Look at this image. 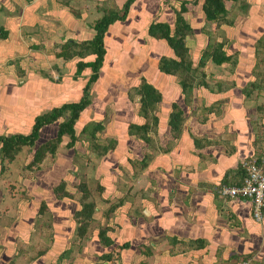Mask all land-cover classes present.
<instances>
[{
    "label": "crops",
    "instance_id": "0c3cea01",
    "mask_svg": "<svg viewBox=\"0 0 264 264\" xmlns=\"http://www.w3.org/2000/svg\"><path fill=\"white\" fill-rule=\"evenodd\" d=\"M9 1L0 0V4ZM126 1L49 0L50 6L45 4L47 10H50L51 14H66L65 21L68 25L67 35L62 36L61 33L56 35L60 38L57 37L55 40L54 50H60L61 46L70 39L84 41L94 37L96 33L94 28L89 27L88 24L84 25L83 22L88 14H95L93 8L98 13L96 14L98 19L101 16L98 5L122 8ZM184 1L189 3L186 4L188 10L183 15L192 27L186 44L194 59V66H197L208 40L202 31L205 25L204 0H198L196 4L191 2L193 0H136L130 8L127 19L111 25L105 36L107 54L104 66L100 78L91 91L92 103L81 111L75 122L76 143L70 146L68 135H64L61 141L75 150L81 142L79 139L81 130L89 122H100L101 131L104 129L107 135L118 127L122 134L125 132L129 137L121 140L114 136L116 145L108 153L114 158V162L121 163L125 158L127 160L126 156L129 153L127 147L131 143L140 144L147 149L143 156H138V160H135L133 165L136 163L135 173L141 171L136 178L140 177L144 180L143 176L149 177L148 173L151 170L156 173L157 188H150L152 182L148 183L147 194L150 196L146 198V206L151 216L156 220L159 217L163 220L161 222L159 220L162 224L157 226L158 221L148 227H145L149 224L146 221H140L138 226L127 224L126 226L129 227L123 226V229L118 227L119 230L122 229L121 231L108 224L112 226L111 236L115 241V244L108 248L119 249L121 244L130 243L129 247L118 250L119 264L120 262L132 264L131 262L136 259H138L137 264H145L147 261L153 264L148 258L153 259L155 255H157L156 260L159 261L157 264H243L246 261L247 264H264V219L262 221L255 219L251 200L231 198L221 193L224 185L235 186L243 183L246 175L243 163L255 161L264 152V97L262 108L259 109L256 102H261L257 101V93L261 91L253 90L249 98L244 93V88L256 81L253 71L257 59V44L264 39V0H247L246 11L238 12L242 14L241 17L235 19L233 25L222 26L227 39L225 50L230 55L238 54V63L235 67L230 66L231 68L227 69L229 72L226 73L225 67L231 63L217 65L210 61L212 66L213 64L217 66L215 75L211 77L214 81L211 82L206 78L208 87H195L193 103L189 106L184 102L185 95L177 77L163 73L158 68L162 56L176 57L174 50L164 39L149 35V27L153 21L166 22L173 27L177 11L181 9ZM226 4L230 9L229 6L234 2L226 1ZM2 11L4 9L0 7V12ZM72 14H81L83 18L78 20ZM2 15L4 14L0 16ZM12 15L13 13L6 14V23L0 22V33L6 32V36L2 39L10 40L8 37L11 33L16 34L17 29L18 39L22 44L25 39L20 41L22 33L20 27L18 29L19 25L11 27ZM24 27H27V24ZM111 38L114 41H111ZM3 40H0V53L4 50L1 44ZM140 44H143V48H139ZM27 48L39 50L43 49L44 45L30 43L27 44ZM138 49L140 52L134 53ZM110 50H114V55L113 59L109 60ZM55 57H57L56 52ZM123 58H125L124 62ZM24 59L20 60V57L13 59V56H9L6 60L7 68H1L0 72L3 74L0 75V87L3 88L4 94L11 90L19 92L22 86V90L27 92L31 88L26 86L28 85L26 79H29V83L36 84L34 91L37 93L40 92L37 84L50 80L58 90L51 98L54 103L49 104L46 111L81 99L91 69L86 68L78 79H74L76 72L71 69L70 73L63 75L62 78L51 80L36 74L27 75L23 65L26 63ZM61 59L66 67L71 64L72 68H76L75 59ZM92 59L91 56L87 58V60ZM2 61L3 59L0 60V65H3ZM6 72L9 73L8 77H4ZM143 78L154 84L163 96L155 112L158 123L155 132H150L153 138L150 144L127 133V126L130 123L140 125L145 122V119L138 115L141 95L135 94L133 98L129 96L132 88L138 86ZM20 81H23V85ZM1 101L0 97V105ZM176 101L183 106L185 116L179 137L173 135L168 124L172 103ZM193 111L195 114L192 113ZM39 112L40 107L37 106H32L28 111L27 116L22 120V134L30 132L34 118L42 114ZM103 122L105 125H102ZM78 127L80 129L76 132ZM67 138L69 142L66 141ZM196 140L199 144H196ZM58 150L56 161L50 167L30 168L32 153L31 160L24 164L20 163L19 167L15 166L16 159H14L12 162L7 161L6 164L4 162L2 171L1 163L0 264H43L45 261L43 259L50 257L49 255L51 257L55 255L56 260L66 258L67 255L61 256L64 250L60 253L54 248L75 231V210L72 208V215L69 216L67 205L63 209L64 203L56 204L60 199L55 183L52 192L57 201H50L51 199L44 198L46 195L43 196V184L49 176L54 177L55 181L58 177L59 181L63 179L73 185L71 182L73 175L69 169L73 167L74 154L65 157ZM146 156V166L143 167L141 164L138 166V162L144 160ZM104 162H101L97 176L103 174ZM18 168L20 173L16 178L14 174ZM161 168L164 170L160 173L158 169ZM188 168L190 169L187 171ZM34 169L36 171H33ZM161 174L164 175L159 178ZM98 178L103 180L100 176ZM152 185H155V182ZM105 190H108V187ZM142 193L140 192L141 197H143ZM153 198H156L157 205L154 204L156 201ZM49 212L53 213L51 232L58 234L54 236L51 246L42 248L38 245L42 240L39 230L45 227L46 222L42 220V216L41 219L38 216L47 215ZM96 218L98 217L94 218L95 221ZM123 218L120 223L124 222ZM95 221L94 223L98 225H104L98 220ZM47 226L49 227V224ZM98 230L100 231V226H97L92 236L95 242L99 240ZM160 230L164 231L163 242L149 244L144 241L147 235L148 237L160 235ZM64 233H67L65 237ZM197 239L205 240V246L191 248L190 243ZM83 252L86 253L85 250ZM55 262L49 260L48 264Z\"/></svg>",
    "mask_w": 264,
    "mask_h": 264
},
{
    "label": "rangeland",
    "instance_id": "374dc122",
    "mask_svg": "<svg viewBox=\"0 0 264 264\" xmlns=\"http://www.w3.org/2000/svg\"><path fill=\"white\" fill-rule=\"evenodd\" d=\"M246 1L247 0H242L239 4L238 3L231 4L229 6L230 11L234 13L233 19L236 16L237 18L235 19L237 20L238 17H241L242 15L241 13L239 14L236 12L246 11L248 7ZM48 3H50L49 0H10L9 2L2 3L3 5L0 4V7L4 9V11L0 12V15L4 14L0 16V22L6 23V19H7L6 14L13 13L12 15L13 18L11 20V27L19 25L18 29L20 27V31L22 33L20 34V39H21L20 41H23L22 39H25V41L22 44H20L18 39L19 34L17 33L18 32L17 29L15 30L16 34L9 33L10 36L8 38H10V40L8 41L3 40L2 39L3 37L0 36L1 37L0 40H3L1 44L3 45L4 48L2 53H0L1 54L0 60L3 59L2 61L3 65H0V70L2 67L7 68L6 60L9 56L10 57L13 56V59L15 57H20V60L21 58L23 59L25 58L24 61L26 63H23V65L26 68L27 75L36 74L39 77L42 76L44 78L48 77L51 80H58L62 78L63 75L67 73L69 74L71 69H73V71L76 72L75 71L76 68L75 67L72 68L71 64H69V66L66 67L64 65V61L61 58L55 57V52L57 54L58 53L57 51H60L57 49H56L57 51L54 50V42L58 37L56 35L58 33H61L62 36L67 35L68 25L66 24L65 21L66 14H51L50 10H47L46 8V5H49ZM63 3L65 4V2ZM93 11L95 12V14H88L86 19L83 20V22L85 23L84 25L88 24L89 27L91 28L93 27V24L96 21L97 18L96 14H98L95 11V8H93ZM73 16L78 20L83 18L81 14H74ZM25 24H27V27H24ZM5 27L8 28L7 26ZM40 27L42 28V30H40ZM58 38H60V36ZM75 41L81 42L80 39H77ZM111 41H114V39L111 38ZM133 42L137 44L135 41ZM30 43L43 44L44 48L39 50L38 49L29 50L27 48V44ZM262 44H264V41H262ZM108 45H110V43ZM139 48H143V44H140ZM138 52H140V49L136 50V52L134 53H138ZM113 55H114V50H110L109 60L111 58L113 59ZM91 57L94 58V56ZM75 60L78 61L79 59L76 58ZM124 61L125 58H123V62ZM257 61L258 59H256L255 64H257ZM75 63L76 62L74 61V64ZM230 66L232 65L229 66L226 65L225 67L226 73L229 72L227 69H230L231 68ZM255 67L256 65H254V68ZM203 70L206 74L205 78L209 79L211 82L214 81L212 80L211 77L215 75L217 66L214 64L212 66L211 63H208L203 68ZM253 72L256 73V71ZM1 74H3V72H0V75ZM198 74L200 73L198 72ZM8 76L9 73L6 72L4 77H8ZM26 81L28 83V85L26 86H30L31 88L28 89L27 92H24V90H22L23 87L22 86L19 92L18 91L14 92L11 90L7 94H4L3 88L0 87V97L2 100L1 101L2 104L0 105V134L2 135L10 136L13 134H21V132H23V127L21 125L22 120L27 116L28 111H30L32 106L40 107L39 113H44L46 112V109L49 108L48 107L49 104L54 103V100H52L51 98L52 96L56 95L57 93L56 90L58 89L54 87L53 82L47 80L41 82V84L38 83L37 85L39 86V90L41 93L40 92L35 93L36 91H34L35 88L34 86H36V84L34 82L29 83L30 82L29 79H26ZM20 82L22 83L23 81ZM34 96L36 98H34ZM259 104L262 105V100L261 102H259ZM101 111H103V109ZM61 120H63V118H59L56 121V123L54 122L55 124L53 123L46 125L42 130H40L39 139L35 142V146H24L22 148L21 152H19L18 155L15 156L16 167H19L20 163L24 164L25 162L30 161L31 157L33 156V155L31 156V153L33 154L34 153L33 151L38 146H40L42 143L46 142L47 140L55 137L57 131L56 130L57 125ZM106 120L107 119H104V121ZM104 123L105 122H103L102 125ZM116 128H117L116 130L109 132L108 135L106 134L104 129L102 131L100 129L95 132V137L93 138L90 135L91 129L93 131V126H91L90 124L87 125V132L82 133L80 135L79 139L81 142L78 143V147L75 148V150L74 148L67 146V143L61 141V144L62 143L63 144L61 146L59 145L60 147L58 151L63 155H65V157L74 154L73 167L69 169V172L73 175V178L71 179L73 185L69 184L68 181H66L64 185L63 193H62V189H59L58 191L59 193L58 199L60 200L57 201L55 195L52 192V187L54 186L55 183V185H57L55 187L56 189L58 185L63 181V179L59 181L57 177L55 181L54 177L49 176L48 177L49 179L45 180L43 184V188H44L43 196L46 195L44 198L48 200L51 199L50 201L53 202L57 201L56 204H58V202L64 203L65 205L63 206V209H65V206L67 205L69 209V216L72 215V208H74L73 210H75V214H76L78 210L83 208L84 206L83 204L85 201L93 202L95 204L94 206L95 211L93 217L95 218L97 216L98 219L97 218L96 219L98 220V222L103 223L104 225L101 224L98 225L97 223H93L87 233L88 237L80 238L77 234L79 228L78 226L80 222L76 218V215H74V219L76 220L75 221L76 227H74L75 231L69 235H67V233H64V237L67 235V237H65L66 239H64V241H62L61 243L55 245L54 248L55 251H59L60 253L64 250L61 256L67 250L68 254L66 258H64V260L57 258L56 260L55 255H52V257L51 255H49L50 257L43 259L45 260L43 261V264H48L49 260H52L53 262L56 261L55 264H118L119 259L117 261L116 260L104 261V259L101 257L102 254L109 252L110 248L104 247L101 244L100 239L97 242L93 241L92 236H94L95 229H97V226L98 227L100 226V228L102 227L110 228L109 235L111 236L112 226L115 229H117L118 227H121L123 229V226H126L127 224H132V225L136 224V226H138L140 221L141 222L146 221L149 223L145 227H148L149 225L152 224L155 225L157 221L158 223L156 224V226L158 224H162L160 222L163 219L159 217V219L156 220L153 216H151V213L148 211L146 206L147 204L146 198H149L150 196L147 194L149 190L147 189L149 187L148 183L155 182V185H152L151 183L150 188H155V189L157 188L156 186L158 182H156V180H158V178L155 177L156 173L151 170L148 173L149 177L143 176L145 177L144 180L140 179V177L136 178V176L138 177L139 174H141V171L138 170L139 172L135 173L136 170L134 169L135 167L133 165L135 160H138V156H143L147 149H145V147H143L140 144L137 145L135 143V145H133L131 143L127 147V151L129 152L126 156L127 160L124 157L125 159L122 158L123 161L121 163L114 162L113 160L114 158L110 156V154H108L109 150L113 149L116 145V141L114 140L116 138H114V136L120 138L121 140L129 138L127 137L125 132L122 134V132L119 130L120 128L118 127ZM79 129L80 128L78 127L76 132H78ZM68 138L66 139V141L68 140ZM126 143H128V141H126ZM105 148H107L108 150H106ZM58 154L56 151V153L53 154V156L49 155L44 160L42 165L38 167V169L44 168L45 166L47 167L52 166L55 163L54 161H56ZM0 160H1V151H0ZM7 161L9 160L5 159L4 161L5 164ZM102 161H105L103 163V166H105V168L102 170L103 174L97 176L96 173L97 170H99L98 168ZM187 162L188 161H186V163ZM0 167H1V162H0ZM189 169L190 168H188L187 171ZM19 170L20 168H18V171L15 172L14 174L16 178L20 173ZM163 170L164 169L162 168L158 169L160 173ZM33 171L36 170L34 169ZM163 175L164 174L159 175V178L162 177ZM99 176L103 180L98 178ZM84 187L87 188L88 193H84L83 190ZM107 187L108 190H105L107 189ZM140 192H143L142 193L143 197H141ZM155 199L156 198H153L154 201H156ZM154 204L157 205L158 204L157 201L154 202ZM112 205H114L116 209L113 213L110 214L108 212H109V208H111ZM41 216H42V220H44L47 225L49 224V227L46 226L44 228H40L39 230L40 232L39 234L41 235L42 240H40L38 245L39 246L41 245L43 248L46 246H51L52 241H54L53 240L54 236H56L58 233L51 232L50 226L53 220V213L49 212L47 215L43 214V215H39L38 217L41 219ZM124 216L126 217L123 218ZM122 218L124 222L120 223ZM97 220L95 222H97ZM108 224H112V226ZM127 230L128 229H126V231ZM159 234L160 235H154V236L149 235V237L147 235V238H145L144 241L149 242V244L152 243L160 244L161 242H163L162 236L164 235V231L160 230ZM98 236H99V232H98ZM114 247L116 248L117 245H115ZM119 249H113V251H115V253L113 252L115 257L117 256V252L120 254V251H118ZM84 250L86 253L83 252ZM156 256L157 255L153 256V259H151V257L148 258L149 261H151V263L153 264H157L159 261L158 259L156 260L157 258ZM137 262L138 259L133 260L131 263L137 264ZM120 263L122 264V262ZM247 263L248 262L246 261L243 264H247ZM145 264H150V263L147 261Z\"/></svg>",
    "mask_w": 264,
    "mask_h": 264
},
{
    "label": "trees",
    "instance_id": "16d2710c",
    "mask_svg": "<svg viewBox=\"0 0 264 264\" xmlns=\"http://www.w3.org/2000/svg\"><path fill=\"white\" fill-rule=\"evenodd\" d=\"M135 1L136 0H127L122 8H116L105 4L101 6L98 5L97 8L99 13H101V16L94 22L93 28L96 31L94 37L81 42L70 39L61 46L60 51L56 54L57 57L65 60L79 59L76 63L74 79H78L86 68L91 69L90 75L83 88V95L77 102L65 103L37 115L34 118L32 128L28 134L21 133L10 136L0 134L2 171L4 170L3 164L5 159L12 162L24 146H35V142L39 139L41 128L54 123L59 118H63V120L57 125L55 137L42 143L33 151V159L29 164V167L38 168L49 155L53 156L58 150L64 135L70 137V146L76 143L75 122L81 111L92 103L91 91L93 85L100 78L104 66V60L107 54L105 36L111 25L127 19L130 8ZM226 1L239 4L242 0H204L203 10L205 13V25L202 27V31L207 36L208 40L201 56L199 57L197 66H194V59L192 58L190 49L186 44L187 36L192 32L191 25L183 15V13L188 10L186 4L189 3V1H184L181 5V9L177 11L173 27L169 23L159 21H153L150 24L149 35L157 37L158 39H164L174 50L176 57L162 56L159 60L158 68L163 73L177 77L185 95L184 102L187 106L192 105L193 103V92L195 87L209 86V83L206 82V74L203 68L210 61L217 65L231 63L233 67L238 63V54L230 55L225 50L227 39L222 26L233 25L236 18L235 16L233 19L234 13L228 9ZM191 2L196 4L198 3V0H193ZM0 36L5 37L6 32L2 31ZM262 41H264V39H261L256 47V56L258 59L256 67L254 68V71H256V73H254L256 75V81L248 84L247 87L244 88V93L247 98L252 96L253 90L257 91L258 89V91H261L262 93H257V101H261L264 97V46H262ZM90 56H94V58L92 60H87ZM198 72L200 74H198ZM133 92L134 94H132ZM135 94L141 95V106L138 108V115L142 116L145 119V122L140 125L130 123L127 126V133L128 135H134L143 139L150 144L153 141L150 132H155L158 123V117L155 112L157 111L158 104L162 102L163 96L161 91L154 84L149 83L146 78H143L138 86L132 88V92L129 96L133 98ZM256 105L259 109L262 108V105L258 102H256ZM183 110L184 108L179 102L176 101L172 103L168 124L173 135L176 137L180 136L179 134L181 133L185 122ZM192 113L195 114L194 111ZM89 124L93 126V131L91 129L90 135L94 138L95 132L101 129V124L100 122H89L87 125ZM85 132H87V126L81 130V134ZM196 144H199L197 140ZM105 149L108 150L107 148ZM146 161L147 156L144 160L138 162L139 164L137 165L139 166L141 164V166L145 167L147 164ZM260 161L261 156L255 160L258 164ZM64 185L65 181H62L56 190L59 191V189H62V191H64ZM83 190L84 193H88L86 187H84ZM83 205V208L78 210L75 214L80 222L77 232L80 238L88 237L87 233L89 228H91L95 221L93 217L95 204L93 202L85 201ZM114 205L109 208L108 213L111 214L115 211L116 207ZM44 226L46 227L47 224H44ZM109 230L110 228L108 227H102L99 231L100 242L106 247H112V245L115 244L114 239L109 235ZM129 244L130 243L127 242L121 244L119 247L127 248L129 247ZM190 245L191 248L204 247L205 240H193ZM113 252L115 253L113 249H110L109 252L102 254L101 257L104 261L120 260V254L117 252V256L115 257ZM67 254L68 251L66 250L64 255L66 256Z\"/></svg>",
    "mask_w": 264,
    "mask_h": 264
},
{
    "label": "built area",
    "instance_id": "2783aa9c",
    "mask_svg": "<svg viewBox=\"0 0 264 264\" xmlns=\"http://www.w3.org/2000/svg\"><path fill=\"white\" fill-rule=\"evenodd\" d=\"M246 170L243 183L240 185H224L221 193L227 197L248 199L253 204V214L257 221L264 219V152L261 161L243 163Z\"/></svg>",
    "mask_w": 264,
    "mask_h": 264
}]
</instances>
